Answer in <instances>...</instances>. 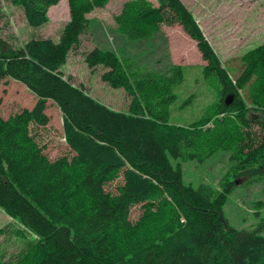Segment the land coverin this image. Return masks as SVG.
<instances>
[{"label": "trees", "instance_id": "obj_1", "mask_svg": "<svg viewBox=\"0 0 264 264\" xmlns=\"http://www.w3.org/2000/svg\"><path fill=\"white\" fill-rule=\"evenodd\" d=\"M60 1L10 0L33 28ZM109 1L66 0L69 21L57 42L0 37V82L10 78L36 98L31 109L0 116V209L31 235L13 257L0 253V264H264V214L248 226L224 215L230 196L264 182V42L230 72L180 0H127L111 22L92 16ZM175 21L205 62L198 70L172 61L160 24ZM83 39L90 48L80 50ZM69 50L90 70L107 69L100 79L124 90L126 112L64 78ZM205 91L211 106L184 126L172 123ZM48 101L71 157L50 161L28 133L30 123H49ZM217 163L215 183L184 178ZM134 207L142 212L132 222Z\"/></svg>", "mask_w": 264, "mask_h": 264}, {"label": "rangeland", "instance_id": "obj_2", "mask_svg": "<svg viewBox=\"0 0 264 264\" xmlns=\"http://www.w3.org/2000/svg\"><path fill=\"white\" fill-rule=\"evenodd\" d=\"M124 1L127 0H110L104 8L93 12L92 16L111 22L112 16L118 13ZM180 1L186 8L188 6L190 10L187 9L194 19L193 14L199 17V19H195V22L202 31L204 38L211 45L223 67L230 72L234 70L232 67L240 65L241 56L264 42V0ZM151 2L154 6H157L156 0H151ZM0 15V37L9 43L17 42L20 45L31 39H51L57 42L69 21L66 0H62L57 6L51 7L48 11L47 22L36 28L27 24L22 8L12 5L10 0H0ZM201 19L204 21L201 22ZM160 25L161 29L167 31L166 36L171 41L174 50L178 49L176 44H183L179 46H184V43L179 40L185 38L188 41V50L196 54L194 56L192 52L190 55L186 52L182 53L177 59H173L175 65L190 66L192 70H198L200 66L205 65L196 43L188 36L180 23L176 21L164 22ZM88 48H90V45L83 39L80 50ZM60 71L65 79L71 81L76 87H84L86 93L98 102L108 104L115 111H127L130 98L124 90H116L108 85L101 84L100 73L103 68L98 67L90 70L79 52L69 50ZM185 76L188 77L189 73L186 72ZM35 100V96L23 84L10 78L0 82V116L3 119L16 115L24 109L31 108ZM212 101H215L213 93L205 91L204 95L199 96L195 101L194 106L188 105L175 112L174 122L172 123L182 126L190 123L206 106H211ZM212 113L213 111L209 115ZM46 114L49 117V123L46 126L29 124L28 133L31 139L41 148L42 153L50 161L62 156L71 157L72 153L63 137L61 114L53 101L48 102ZM251 133L256 135L259 133V129L254 126ZM218 168V163L214 170L207 167L199 170L189 168L188 172L193 174L189 175L185 171L184 178L195 183L192 180L199 176L206 181L215 183L213 172ZM244 181V178H238L237 182L241 184ZM120 184L121 176L119 174L107 184L106 189L110 193H115ZM240 201H253L250 202L251 205L256 202L259 204L255 208L254 206L243 205ZM230 204L233 212L238 215V219L230 216ZM141 212L138 207L132 208L130 211L131 221L138 220ZM263 214L264 182L253 183L244 193L237 194V197L233 195L231 198L230 196L224 207L225 217L228 220L233 218L235 222L242 221L241 225L243 226L257 222ZM243 216H246L244 220ZM235 222H233L234 224L230 223L236 226ZM19 229V226L0 209V253H2L4 259L16 255L31 240V235L26 232L19 234ZM15 232L21 236L16 235Z\"/></svg>", "mask_w": 264, "mask_h": 264}, {"label": "crops", "instance_id": "obj_3", "mask_svg": "<svg viewBox=\"0 0 264 264\" xmlns=\"http://www.w3.org/2000/svg\"><path fill=\"white\" fill-rule=\"evenodd\" d=\"M147 1H149L150 3H152L151 2V0H147ZM61 2V1H60ZM59 2V3H60ZM58 3V4H59ZM57 4V5H58ZM56 5V6H57ZM187 8H188V6H187ZM189 9V8H188ZM190 10V9H189ZM69 15V14H68ZM194 15V17H195V19L197 20V19H199V17L198 16H196L195 14H193ZM204 20H202L201 19V22H203ZM162 31L165 33V35H167L166 34V32L167 31H165V30H163V28H162ZM168 37V36H167ZM168 40H169V38H168ZM180 42H182V43H184V46L182 47V46H179V45H183V44H176L177 46H178V49H176V50H174V48L171 46V41L169 40V49H170V53H171V58H172V61H174L173 59H177L179 56H181V54L182 53H185L186 52V54H188V55H190L191 54V52H192V54L195 56L196 54H195V52H193V51H191V50H188V41H186V39L185 38H182L181 40H179ZM54 42H56V41H54ZM175 45V46H176ZM195 49H196V47H195ZM174 53V54H173ZM198 53V52H197ZM198 55H199V53H198ZM174 63V62H173ZM98 67H101V68H103V71L100 73V76H101V74L103 73V72H105L107 69H105L104 67H102V66H97L96 67V69L98 68ZM101 80V79H100ZM101 84H103V85H108L107 83H105V82H103V81H101ZM109 86V85H108ZM116 90H118V89H116ZM49 102V101H48ZM130 103V102H129ZM105 106H107L108 108H110V106L108 105V104H104ZM33 106V105H32ZM32 108V107H31ZM31 108H29V109H31ZM111 109V108H110ZM47 110V109H46Z\"/></svg>", "mask_w": 264, "mask_h": 264}, {"label": "water", "instance_id": "obj_4", "mask_svg": "<svg viewBox=\"0 0 264 264\" xmlns=\"http://www.w3.org/2000/svg\"><path fill=\"white\" fill-rule=\"evenodd\" d=\"M228 100H229V98L226 99V101H228Z\"/></svg>", "mask_w": 264, "mask_h": 264}]
</instances>
